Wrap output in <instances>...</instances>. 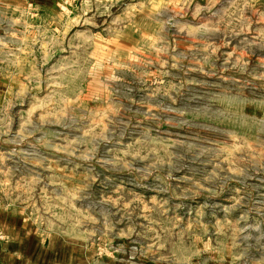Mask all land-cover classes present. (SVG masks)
<instances>
[{
  "label": "rangeland",
  "instance_id": "rangeland-1",
  "mask_svg": "<svg viewBox=\"0 0 264 264\" xmlns=\"http://www.w3.org/2000/svg\"><path fill=\"white\" fill-rule=\"evenodd\" d=\"M0 207L68 264H264V0H0Z\"/></svg>",
  "mask_w": 264,
  "mask_h": 264
},
{
  "label": "crops",
  "instance_id": "crops-1",
  "mask_svg": "<svg viewBox=\"0 0 264 264\" xmlns=\"http://www.w3.org/2000/svg\"><path fill=\"white\" fill-rule=\"evenodd\" d=\"M26 222L7 207H0V264H68V253L60 248L53 252L40 245L34 232L25 230Z\"/></svg>",
  "mask_w": 264,
  "mask_h": 264
}]
</instances>
